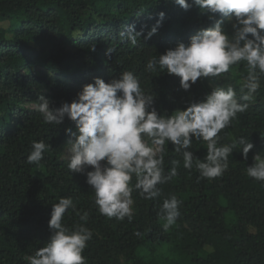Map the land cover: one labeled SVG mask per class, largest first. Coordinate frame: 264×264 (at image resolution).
Returning <instances> with one entry per match:
<instances>
[{"label": "trees", "instance_id": "16d2710c", "mask_svg": "<svg viewBox=\"0 0 264 264\" xmlns=\"http://www.w3.org/2000/svg\"><path fill=\"white\" fill-rule=\"evenodd\" d=\"M187 2L188 10L174 0H0V264H28L25 257L51 235V204L61 197L76 205L65 214L66 226L79 222L77 212H89L85 226L93 237L82 253L87 264H264V184L246 173L256 154L264 156V77L248 109L219 133L218 146L239 137L252 143L247 160L237 143L221 177L197 182L195 163L185 169L182 156L166 144L165 175L172 160L180 161L177 175L157 186L155 199L133 192L131 222L100 215L85 175L69 172L62 153L72 123L45 124L32 108L39 95L59 107L94 78L107 83L125 71L155 93L153 106L161 115L202 100L213 87L232 86L239 101L246 94L243 62L222 77L198 79L188 91L175 75L146 71L148 59L213 26L209 14ZM160 12L157 32L145 39ZM129 25L141 32L135 46L119 35ZM225 28L231 34V26ZM40 140L51 147L38 165L27 163L32 142ZM189 151L203 161L206 143L194 140ZM172 195L181 201V215L164 230L160 209Z\"/></svg>", "mask_w": 264, "mask_h": 264}, {"label": "clouds", "instance_id": "9594fccd", "mask_svg": "<svg viewBox=\"0 0 264 264\" xmlns=\"http://www.w3.org/2000/svg\"><path fill=\"white\" fill-rule=\"evenodd\" d=\"M184 10L187 0H174ZM202 13L209 14L213 26L199 30L188 44L178 43L162 55L147 60L149 73H167L179 77V86L188 91L198 79L218 78L230 68L246 64L239 101L232 86L213 87L202 100L188 102L183 109L171 115H161L153 106L155 93H146L138 78L131 72H122L107 83L94 78L86 84L70 103L50 107V101L39 95L32 108L45 124L59 125L67 118L73 125L65 129L67 139V168L70 173L85 175L92 192L96 211L109 219L129 222L133 219V192L151 200L160 196V184L177 175L180 161L172 160V167L165 175V145L180 154L183 167L199 172L197 182L221 177L228 169V157L238 143L240 153L247 160L253 144L239 137L230 145L218 146L219 133L229 127L238 113L245 112L253 94L261 87L264 77V0H192ZM164 13H158L157 24L145 39L157 32ZM219 17V19H217ZM225 23L231 26V34ZM135 46L141 32L129 25L119 33ZM95 51V45L90 47ZM112 53V49H107ZM206 143L204 160L197 158L191 149L193 141ZM51 146L43 140L33 141L26 157L29 164H39ZM63 156V155H62ZM64 158V157H63ZM65 159V158H64ZM254 163L246 168L247 176L264 184V156L256 154ZM91 168V170H88ZM134 181V182H133ZM181 201L172 195L164 199L160 215L163 229L177 223ZM75 211L71 197H61L51 204L48 227L51 235L47 243L26 256L28 264H87L82 255L93 231L86 227L89 212H77L79 222L71 227L63 221L66 212ZM136 236L142 235L139 231Z\"/></svg>", "mask_w": 264, "mask_h": 264}, {"label": "rangeland", "instance_id": "374dc122", "mask_svg": "<svg viewBox=\"0 0 264 264\" xmlns=\"http://www.w3.org/2000/svg\"><path fill=\"white\" fill-rule=\"evenodd\" d=\"M62 155H63V157L66 159V157H67V151H66V148H64Z\"/></svg>", "mask_w": 264, "mask_h": 264}]
</instances>
